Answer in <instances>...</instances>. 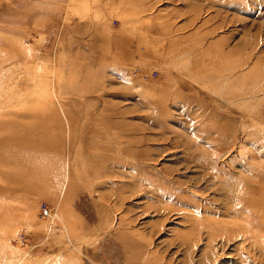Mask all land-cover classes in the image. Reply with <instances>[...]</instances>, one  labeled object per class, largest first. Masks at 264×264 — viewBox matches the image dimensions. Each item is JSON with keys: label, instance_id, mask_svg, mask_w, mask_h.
Returning a JSON list of instances; mask_svg holds the SVG:
<instances>
[{"label": "rangeland", "instance_id": "obj_1", "mask_svg": "<svg viewBox=\"0 0 264 264\" xmlns=\"http://www.w3.org/2000/svg\"><path fill=\"white\" fill-rule=\"evenodd\" d=\"M0 190V264H264V0H0Z\"/></svg>", "mask_w": 264, "mask_h": 264}, {"label": "bare ground", "instance_id": "obj_2", "mask_svg": "<svg viewBox=\"0 0 264 264\" xmlns=\"http://www.w3.org/2000/svg\"><path fill=\"white\" fill-rule=\"evenodd\" d=\"M3 62V61H2ZM15 123L14 121H10V122H7V123H3L4 125H6V127H8V128H12V129H14V130H11V131H8V132H6L7 134H5L6 136H4L5 138H7V139H9V141L8 142H10L14 137L15 138H24V136H25V129H26V127L25 126H22V124H19V123H15V125H13V124ZM16 126H22V127H16ZM5 129H7V128H5ZM8 130V129H7ZM11 137H13V138H11ZM21 140H23V139H21ZM21 140H19V141H21ZM22 148L23 149H21L22 150V152H23V154H25L27 151H26V147H24V145L22 146ZM19 151V150H18ZM29 151H31V150H29ZM17 153V151L15 150V148H14V144H12V143H9L8 144V147L5 149V151H4V154H3V156L4 157H6L8 160H10V159H12L13 158V156L12 155H14V154H16ZM30 154H32V152H30ZM8 157H10V158H8ZM1 191V190H0ZM226 240V239H225ZM228 240V239H227ZM223 241V240H222ZM222 243H224V242H222Z\"/></svg>", "mask_w": 264, "mask_h": 264}, {"label": "built area", "instance_id": "obj_3", "mask_svg": "<svg viewBox=\"0 0 264 264\" xmlns=\"http://www.w3.org/2000/svg\"><path fill=\"white\" fill-rule=\"evenodd\" d=\"M40 213H41V215H46V216H50L51 215V212L49 211V208L46 206V205H44V204H42L41 206H40Z\"/></svg>", "mask_w": 264, "mask_h": 264}]
</instances>
